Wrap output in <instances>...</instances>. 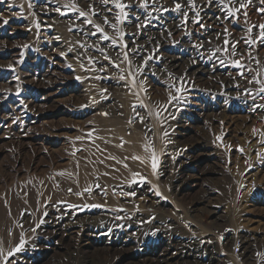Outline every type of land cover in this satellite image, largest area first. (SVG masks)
Listing matches in <instances>:
<instances>
[{
    "label": "rangeland",
    "instance_id": "374dc122",
    "mask_svg": "<svg viewBox=\"0 0 264 264\" xmlns=\"http://www.w3.org/2000/svg\"><path fill=\"white\" fill-rule=\"evenodd\" d=\"M161 1L0 0V264H158L193 234L212 264H264L261 5ZM62 208L112 221L55 235Z\"/></svg>",
    "mask_w": 264,
    "mask_h": 264
},
{
    "label": "bare ground",
    "instance_id": "6f19581e",
    "mask_svg": "<svg viewBox=\"0 0 264 264\" xmlns=\"http://www.w3.org/2000/svg\"><path fill=\"white\" fill-rule=\"evenodd\" d=\"M165 0L161 1L164 2ZM201 2V1H200ZM206 6V5H205ZM203 8V6H202ZM215 20V19H214ZM185 21V20H184ZM208 77V76H207ZM256 108L259 109V106H257ZM260 108H262L260 106ZM112 138H116V136H112ZM129 148L135 151H138V153H140L143 156H147L148 151L146 149V147L144 145H142L141 147H137L136 145L132 144L129 145ZM201 155V154H200ZM216 212V211H215ZM60 216L62 219H57L56 224L59 225V227L57 228H53L54 229V234L55 235H61L60 234V228L64 225L69 226L70 228H77V226H79L82 223H87V224H93V225H98L100 223H98V221L101 222H107V224L109 225L112 221V217L110 215H102L100 216V220H94V217H89V219H84L81 218L77 215V213L75 211H73L70 208H62V211L59 212ZM216 215V214H215ZM222 215V214H220ZM222 218V217H221ZM143 218H137L135 219V221H131V225L136 227L137 225H141L140 221ZM216 219V218H215ZM220 219V218H219ZM224 219V218H222ZM216 222V221H215ZM99 226V225H98ZM155 227L159 228V223L156 222L155 225L153 226V228L155 229ZM50 232V231H49ZM194 239L187 241L186 243H182V244H178V246L176 245V247L172 250H168L166 251L163 255L161 254V256L158 255V257H154L151 258V260H155L158 264H163L164 261L165 262H173L174 264H212L214 259H217V257L215 256L216 252L215 251V247L214 249H211L209 246V242L204 239L203 237H199V234H193ZM192 237V236H190ZM193 238V237H192ZM63 239V238H62ZM247 239V238H246ZM251 239V237H250ZM262 239V238H261ZM253 240V239H252ZM251 240V241H252ZM256 240V239H255ZM264 240V239H263ZM227 241V240H226ZM229 241V240H228ZM89 242V241H88ZM183 242V241H182ZM241 242V241H240ZM249 242V241H248ZM243 243V242H242ZM251 243V242H250ZM85 244V243H84ZM241 244V243H240ZM239 244V245H240ZM86 245V244H85ZM238 245V246H239ZM249 245V244H248ZM215 246V245H214ZM249 247V246H248ZM154 248V247H153ZM244 250H246L245 245L243 246ZM108 249V248H107ZM164 249V248H163ZM74 250V249H73ZM82 250V249H81ZM80 250V251H81ZM165 250V249H164ZM248 250V249H247ZM78 250V252H80ZM83 251V250H82ZM85 251V250H84ZM89 251V250H88ZM218 251V250H217ZM145 252V251H144ZM85 253V252H84ZM112 253V252H111ZM116 253V252H115ZM161 253V252H159ZM163 253V252H162ZM242 253V252H241ZM107 255V254H106ZM121 255V253H120ZM244 255V254H242ZM86 256V255H85ZM147 256V255H146ZM245 256V255H244ZM82 257V256H81ZM114 257V256H113ZM149 257V256H148ZM87 258V257H86ZM146 259V258H145ZM81 260V259H80ZM101 261V260H100ZM138 261V260H137ZM151 262V261H149ZM148 261L145 263H149ZM82 264H103L102 262H99L98 260H92V261H88L87 259H83ZM130 264V263H129ZM134 264V263H133ZM143 264V263H142ZM155 264V263H154Z\"/></svg>",
    "mask_w": 264,
    "mask_h": 264
},
{
    "label": "snow or ice",
    "instance_id": "6c2138e0",
    "mask_svg": "<svg viewBox=\"0 0 264 264\" xmlns=\"http://www.w3.org/2000/svg\"><path fill=\"white\" fill-rule=\"evenodd\" d=\"M100 2L103 5H107L109 3V0H100ZM189 2L192 4L193 8L196 7L195 0H189ZM218 2L222 3L223 0H218ZM252 2H253V0H239V7L238 8H234V9L233 8H229L228 9V15L229 16H234L236 12L240 11V9H247L248 6L252 4ZM205 3L209 7H211L213 5V3H214V0H205ZM259 4L261 5V7L258 9V11L261 14H264V0H259ZM29 7H31V4L29 5ZM116 7L121 10V14L118 15L116 19L120 23H123L128 17V13L125 11V9L128 7V5H126L124 3L117 2L116 3ZM140 7L145 8V9L148 8V0H143V3L140 5ZM72 8H73V10L78 12L80 17H88L89 13H91V15H94V16L95 15H99V12L96 9L92 8L91 6L89 7V11L88 12L80 10L76 5H72ZM110 10L111 9H109V11ZM174 10L175 11H180L181 10V4L180 3H176ZM56 11H60V9H56ZM243 15L245 17H247V15H248L247 11H244ZM184 18H185V21H187V13H184ZM103 22L105 24H109L110 23L106 16L103 17ZM4 23L7 24L8 21L4 20ZM87 23L93 24V26L95 28V32L92 33L93 35H96L97 33H99V34H101V37H102V39L104 41H109L110 40L113 45H115L117 43V40L114 37L109 36V34L104 30V28L101 26V24L94 23V21L92 19H87ZM195 23L200 24L201 28L205 27L202 23H200V11H196L195 12ZM111 27L116 28V25L115 24H111ZM258 27H259L260 30H259L257 39L259 40V42L261 44H264V24H261ZM249 31H251V29H249ZM225 32H227V29H225ZM124 35L125 34L123 32L120 33V40H123ZM188 35H191V34L188 33ZM246 43H248L249 45H254V44L257 43V40L256 39H250V40L246 41ZM224 44L227 46L229 44V41L225 40ZM194 46L196 48L203 47V45H201V44H197V45H194ZM25 47H27V46H25ZM121 47L124 48V47H127V45L126 44H122ZM100 51L103 53L104 49L101 48ZM216 51L217 52L224 51V52L227 53L228 48L227 47H225L223 49L217 48ZM214 54L215 53H213V55ZM232 54H236L235 53V44L232 45ZM248 55H249V58L251 59L252 58L251 57V53H249ZM105 58L107 59L108 57L106 56ZM124 58H125V60L128 59V53L127 52L124 53ZM146 63H147V61H145V64ZM193 63H195V61H193ZM223 63H224V61L221 60V64H223ZM231 63H232L233 66H236L238 68H243L244 67V65H242L239 60H232ZM257 63H259V61H257ZM240 75L242 77L244 76L243 71L240 72ZM257 75H259V73H257ZM121 79H124V77L121 76ZM255 83L259 85V90H258L259 93H264V80L256 79ZM262 98H264V97H262ZM261 107H264V105H261ZM133 159H140V157H133ZM155 167H156L155 155L153 154V169L154 170H155ZM63 174L64 173H59V175H63ZM69 191H71V189H69ZM85 191L90 193L92 190H91V188H87V189H85ZM80 195H83V193H80ZM24 243H25V241L23 239H21L20 245L15 249V251H20L23 248ZM9 255H12V253L10 252Z\"/></svg>",
    "mask_w": 264,
    "mask_h": 264
}]
</instances>
